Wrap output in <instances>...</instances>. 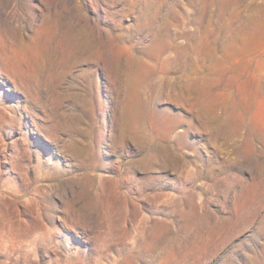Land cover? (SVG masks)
Wrapping results in <instances>:
<instances>
[{"label":"rangeland","instance_id":"obj_1","mask_svg":"<svg viewBox=\"0 0 264 264\" xmlns=\"http://www.w3.org/2000/svg\"><path fill=\"white\" fill-rule=\"evenodd\" d=\"M0 264H264V0H0Z\"/></svg>","mask_w":264,"mask_h":264}]
</instances>
